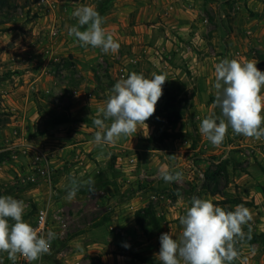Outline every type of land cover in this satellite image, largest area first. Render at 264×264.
I'll use <instances>...</instances> for the list:
<instances>
[{"label":"rangeland","instance_id":"1","mask_svg":"<svg viewBox=\"0 0 264 264\" xmlns=\"http://www.w3.org/2000/svg\"><path fill=\"white\" fill-rule=\"evenodd\" d=\"M101 1L7 0L0 10V196L24 201L31 226L45 207L56 233L50 254L32 264H161V234L179 238V216L214 172L217 180L206 184L218 194L202 199L226 211L236 206L232 198L244 200L252 219L243 231L263 233L264 138L229 127L215 147L199 127L213 113L221 117L212 87L216 63L255 60L264 71V0H109L104 13ZM80 6L104 18L117 53L82 47L68 35ZM132 72L168 79L148 129L97 145L93 121L114 84ZM57 117L70 121L57 124ZM164 132L171 136L162 140ZM165 168L183 179L165 182ZM89 179L94 192L81 187L66 199L73 180ZM147 206L162 225L151 239L135 219ZM236 247L233 264H264V245L240 240ZM11 262L0 252V264Z\"/></svg>","mask_w":264,"mask_h":264},{"label":"clouds","instance_id":"2","mask_svg":"<svg viewBox=\"0 0 264 264\" xmlns=\"http://www.w3.org/2000/svg\"><path fill=\"white\" fill-rule=\"evenodd\" d=\"M72 16L77 18L78 26L69 27L68 35L75 37L82 47L100 48L105 54L118 52L119 43L102 27L104 18L95 8L80 6ZM257 63L225 58L215 64L214 107L220 108L222 118L213 113L199 127L201 135L213 146L223 144L229 127L237 135L264 138V71ZM167 80L164 74L152 73L151 78H146L136 72L118 80L93 121L98 129L94 142L114 145L122 137H133L139 126L148 129L146 121L155 114ZM109 120L110 125L106 123ZM161 177L167 183L178 182L183 179V172L173 173L165 168ZM81 187L95 190L92 179L73 180L66 199L73 200ZM24 212V201L11 195L0 196V252L8 253L13 264L18 255L32 264L50 254L51 241L56 238L55 232L49 230L44 235L25 222ZM251 219L250 210L243 204L226 211L211 200L193 197L185 213L179 216V238H173L170 232L161 234L157 259L161 264H233L240 258L236 244L245 238L243 227Z\"/></svg>","mask_w":264,"mask_h":264},{"label":"trees","instance_id":"3","mask_svg":"<svg viewBox=\"0 0 264 264\" xmlns=\"http://www.w3.org/2000/svg\"><path fill=\"white\" fill-rule=\"evenodd\" d=\"M102 4V8H101V13H104V11L108 8L109 6V0H105V1H101ZM7 5V0H0V10L4 9ZM156 112V111H155ZM217 113L221 114V110L219 107H217ZM70 118L69 117H65V118H55L54 122L59 124V123H63V122H69ZM171 135L168 132H164L163 133V139H167L169 138ZM114 164L112 165V169H114ZM226 171V168H224ZM217 173H210L206 175V179L207 181H216L217 180ZM114 178V174H111V182L106 181L105 185H109L112 184V179ZM206 179L204 180L205 182L203 183L202 187H201V192H199V194H197L198 198L202 199L203 195H216L218 194V191L216 188L211 189L210 185L206 184ZM263 193H264V188H263ZM174 201H176L177 197H173L172 198ZM232 202L237 206L240 204H243L245 206H249L250 204H247V202H245L244 200L240 199V198H232ZM135 219L136 222L138 224V226L141 228L143 234L145 235V237L147 239H151L152 237H154L155 235H157L159 232H161L162 230V225H161V221L155 211V209L152 206H147V207H143L139 210H137L136 214H135ZM242 242L250 244V245H254V244H262L264 245V232L263 233H247L245 234V238L242 240ZM139 260H143V261H150L149 258H143L142 256H136Z\"/></svg>","mask_w":264,"mask_h":264},{"label":"built area","instance_id":"4","mask_svg":"<svg viewBox=\"0 0 264 264\" xmlns=\"http://www.w3.org/2000/svg\"><path fill=\"white\" fill-rule=\"evenodd\" d=\"M41 2H46L47 0H40ZM131 161H134L132 159ZM49 219H48V211L45 207L38 208L37 214H36V220L34 225H32L34 228L40 230L41 234L46 235L49 229ZM51 249H52V243H51ZM50 249V251H51ZM46 255V254H45ZM13 264V261L11 262ZM15 264H28V262L21 256H17V259L15 261Z\"/></svg>","mask_w":264,"mask_h":264}]
</instances>
